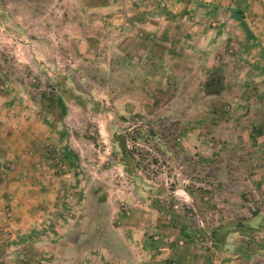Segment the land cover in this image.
I'll return each instance as SVG.
<instances>
[{
  "label": "rangeland",
  "instance_id": "rangeland-1",
  "mask_svg": "<svg viewBox=\"0 0 264 264\" xmlns=\"http://www.w3.org/2000/svg\"><path fill=\"white\" fill-rule=\"evenodd\" d=\"M247 1L0 0V211L29 264H264Z\"/></svg>",
  "mask_w": 264,
  "mask_h": 264
},
{
  "label": "crops",
  "instance_id": "crops-1",
  "mask_svg": "<svg viewBox=\"0 0 264 264\" xmlns=\"http://www.w3.org/2000/svg\"><path fill=\"white\" fill-rule=\"evenodd\" d=\"M264 4V3H263ZM262 4L261 7L257 8L256 0H248L246 2V12L244 13L246 15V19H248V22L250 30L252 31L253 38L255 39V42H260L261 45L264 47V5ZM26 188L20 187L18 190V198H22L20 201H26L25 200V193ZM27 197V196H26ZM5 197L0 194V201H4ZM29 201V198H27ZM25 215V212L23 210L22 215H16L15 217H23ZM42 215V213H39L38 216ZM37 216V217H38ZM28 218V216H26ZM3 222V216L0 211V264H29V258L28 255H25L26 249L23 248V244L18 242L19 238L22 239L23 234H27V227H22L19 223L18 229L20 231H16L14 225L10 224L9 227L5 228L4 225L2 226ZM28 226V225H27ZM35 224L32 228H35ZM9 228V229H8ZM7 229V231H5ZM23 233V234H22ZM29 233V232H28ZM21 236V237H20ZM4 238V239H3ZM21 249V250H20Z\"/></svg>",
  "mask_w": 264,
  "mask_h": 264
},
{
  "label": "trees",
  "instance_id": "trees-1",
  "mask_svg": "<svg viewBox=\"0 0 264 264\" xmlns=\"http://www.w3.org/2000/svg\"><path fill=\"white\" fill-rule=\"evenodd\" d=\"M131 142L136 143L138 140L145 144H153L155 147H158L159 150L165 152V149L162 145H164L165 137L162 135L161 137L155 132L151 127L149 129H144L142 127H138L135 129L133 134L131 135ZM136 145H132L131 151L132 154H139V151L136 149Z\"/></svg>",
  "mask_w": 264,
  "mask_h": 264
}]
</instances>
